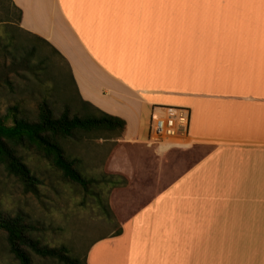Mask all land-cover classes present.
Returning a JSON list of instances; mask_svg holds the SVG:
<instances>
[{
	"label": "crops",
	"instance_id": "obj_1",
	"mask_svg": "<svg viewBox=\"0 0 264 264\" xmlns=\"http://www.w3.org/2000/svg\"><path fill=\"white\" fill-rule=\"evenodd\" d=\"M12 3L67 61L80 99L126 122V144H150L155 106L189 109L183 145H154L172 153L170 172L179 151L200 155L175 176L147 162L119 233L86 264H264V0Z\"/></svg>",
	"mask_w": 264,
	"mask_h": 264
},
{
	"label": "rangeland",
	"instance_id": "obj_2",
	"mask_svg": "<svg viewBox=\"0 0 264 264\" xmlns=\"http://www.w3.org/2000/svg\"><path fill=\"white\" fill-rule=\"evenodd\" d=\"M8 6L7 0H0V116L8 106L18 102L25 107L30 118H35L37 103L42 100L53 105L57 115L66 106L70 108V113H82L76 86L64 62L43 42L10 27L14 25H7L4 10ZM8 36L13 37V44L21 52H30L35 47V62L43 58V69L38 71L36 77L28 72L16 71L10 66L13 45H7ZM5 47L7 52L3 51ZM147 120L148 123L145 121L143 124V140H147L150 117ZM122 135L119 136L117 132H81L62 141L66 154L78 159L79 170L86 177L98 181L87 192L80 185L64 180L47 161L31 150L24 151V160L38 179L35 193L26 189L0 164V213L13 216L23 214L34 226L33 232L42 244L50 247L64 245L72 257L86 264L85 255L91 246L115 233L120 221L129 215L126 214L128 209H122L124 201L127 193H132V188L146 185L133 177L151 173L152 169L147 162L161 165L160 169L157 168L160 174L175 176L200 155L196 147L181 154L180 151L173 153V158L182 162L170 172L167 167L169 165H162V160L172 156V153L159 152L155 145L150 146L146 141L141 148H136L126 144ZM176 141L182 145L184 143L183 138ZM210 147L204 146L203 152ZM118 176L123 178V184L108 183L109 180H118ZM165 182L157 183L154 192L164 186ZM33 263L63 264L36 255L33 256ZM0 264H17L1 231Z\"/></svg>",
	"mask_w": 264,
	"mask_h": 264
},
{
	"label": "trees",
	"instance_id": "obj_3",
	"mask_svg": "<svg viewBox=\"0 0 264 264\" xmlns=\"http://www.w3.org/2000/svg\"><path fill=\"white\" fill-rule=\"evenodd\" d=\"M9 6L4 10L7 25H14L16 30L26 32L20 27L21 10L12 0H7ZM9 27V26H7ZM8 30V28H7ZM43 42L66 65L70 77L75 85L71 69L64 57L41 37L28 34ZM8 46L13 45L10 66L18 71L28 72L36 77L43 69V58L37 63L33 60L35 47L27 53L19 51L13 44V37L8 36ZM6 45V46H7ZM1 50V47H0ZM3 51L7 52L5 47ZM78 95V91H77ZM79 96V95H78ZM82 113H70L66 106L58 115L53 105L42 100L37 103L35 118H30L27 110L21 103L11 104L6 112L0 116V164L5 171L16 177L26 189L36 192L38 179L25 162L24 151H34L39 157L60 173L61 177L69 182L78 184L84 191H89L96 180L86 177L77 167L78 159L66 154L62 141L75 135L93 132H117L122 135L126 122L117 116L103 112L78 97ZM117 177V176H116ZM108 183L123 184V178L109 180ZM101 203V202H100ZM106 208V206H104ZM107 210V208H106ZM109 214V210H107ZM34 226L23 214L9 215L0 213V231L5 235L9 252L17 260V264H34L33 256L52 258L63 264H81L77 258L69 254L64 246L50 247L41 243L35 236ZM116 234L119 232H115Z\"/></svg>",
	"mask_w": 264,
	"mask_h": 264
},
{
	"label": "built area",
	"instance_id": "obj_4",
	"mask_svg": "<svg viewBox=\"0 0 264 264\" xmlns=\"http://www.w3.org/2000/svg\"><path fill=\"white\" fill-rule=\"evenodd\" d=\"M189 109L186 107L155 106L151 113L149 126V145L159 144L164 140L173 146L181 145L180 140L187 133Z\"/></svg>",
	"mask_w": 264,
	"mask_h": 264
}]
</instances>
